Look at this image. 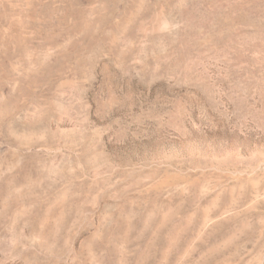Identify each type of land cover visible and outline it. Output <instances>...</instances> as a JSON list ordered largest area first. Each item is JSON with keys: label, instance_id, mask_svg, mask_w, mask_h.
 <instances>
[{"label": "rangeland", "instance_id": "obj_1", "mask_svg": "<svg viewBox=\"0 0 264 264\" xmlns=\"http://www.w3.org/2000/svg\"><path fill=\"white\" fill-rule=\"evenodd\" d=\"M0 264H264V0H0Z\"/></svg>", "mask_w": 264, "mask_h": 264}]
</instances>
